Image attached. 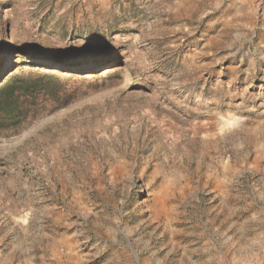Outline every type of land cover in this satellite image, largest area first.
Returning a JSON list of instances; mask_svg holds the SVG:
<instances>
[{"label":"rangeland","instance_id":"374dc122","mask_svg":"<svg viewBox=\"0 0 264 264\" xmlns=\"http://www.w3.org/2000/svg\"><path fill=\"white\" fill-rule=\"evenodd\" d=\"M4 76L0 264H264V0H0Z\"/></svg>","mask_w":264,"mask_h":264},{"label":"bare ground","instance_id":"6f19581e","mask_svg":"<svg viewBox=\"0 0 264 264\" xmlns=\"http://www.w3.org/2000/svg\"><path fill=\"white\" fill-rule=\"evenodd\" d=\"M104 93H99L101 95L97 96V95H89L88 97L82 99L81 101L75 102L73 105H71L70 108L66 109L63 108L57 112H55L53 118L51 121H49L51 118L47 120L45 119H41L38 122V125L32 129V131H26L25 133H23L24 136L21 140H19V138L21 137H17L15 139H13V141L11 143H6L8 144L6 146L5 149H1L2 153H9L10 151L14 150L16 147H18V145L23 144V142H25V140H27L28 138H32L35 135H37V133L45 131L46 129L49 128H53V125H56L58 122H62L64 120H66L67 118H70L78 113H83L85 111H89L95 107L104 105L107 101H109V93L107 92V90L103 91ZM97 96V97H94ZM80 102V103H79ZM3 148V147H2Z\"/></svg>","mask_w":264,"mask_h":264},{"label":"trees","instance_id":"16d2710c","mask_svg":"<svg viewBox=\"0 0 264 264\" xmlns=\"http://www.w3.org/2000/svg\"><path fill=\"white\" fill-rule=\"evenodd\" d=\"M35 60H37V59H35ZM39 60V59H38ZM47 80H46V82H44V85H43V82L41 83V84H37V83H34V82H32V83H28L27 81H25V80H18L17 81V83H19V87L15 90V92L14 93H12V96L13 95H15L14 96V99H15V101H19L20 100V95L23 93L22 91H27L31 86L30 85H33L32 87H39V85H42V86H48V85H52V83H53V78H50V77H47L46 78ZM11 78H7V79H5V80H3L1 83H0V96H2L3 94H5V92H4V87L9 83V82H11ZM14 80V79H13ZM16 92H19V94H16ZM1 105V104H0ZM8 105H6L5 106V104H4V108H2V110H4L5 112V114L7 115L8 113H9V111H8V109L10 108V107H7ZM12 116H14V114L13 115H11V116H9V117H12ZM8 117V118H9ZM18 117H13V118H11V119H8V120H12V121H15L16 119H17ZM8 155V154H7Z\"/></svg>","mask_w":264,"mask_h":264},{"label":"water","instance_id":"95a60500","mask_svg":"<svg viewBox=\"0 0 264 264\" xmlns=\"http://www.w3.org/2000/svg\"><path fill=\"white\" fill-rule=\"evenodd\" d=\"M7 76V75H6ZM6 76H4L3 78H2V80H4L5 78H6Z\"/></svg>","mask_w":264,"mask_h":264}]
</instances>
